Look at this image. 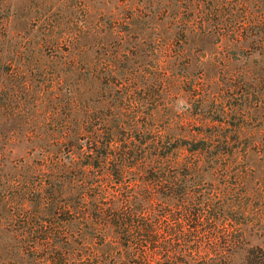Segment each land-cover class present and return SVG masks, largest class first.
<instances>
[{"label":"trees","instance_id":"obj_1","mask_svg":"<svg viewBox=\"0 0 264 264\" xmlns=\"http://www.w3.org/2000/svg\"><path fill=\"white\" fill-rule=\"evenodd\" d=\"M187 2L190 15L182 10L174 19L177 39L227 45L236 58L254 54L259 69L215 64L222 79L205 80L186 63L179 84L199 107L177 135L156 126L142 104L124 102L135 93L130 77L101 78L94 61H83L78 121L54 127L58 137L29 136L36 129L28 109L14 103L16 67L1 63L0 43V71L11 79L5 104L0 90V116L23 117L14 128L28 134L4 136L0 122V229L23 233L25 259L17 264H235L245 227L264 230V176L256 177L264 153V12L255 18L240 0ZM97 81L105 99L93 95ZM216 86L237 103L207 117L204 101ZM114 88L123 101L117 113ZM41 245L45 251H35ZM246 264H264V246L251 248Z\"/></svg>","mask_w":264,"mask_h":264},{"label":"rangeland","instance_id":"obj_2","mask_svg":"<svg viewBox=\"0 0 264 264\" xmlns=\"http://www.w3.org/2000/svg\"><path fill=\"white\" fill-rule=\"evenodd\" d=\"M240 4L244 6L239 8H247L255 18L264 12L263 0H240ZM187 6V0H0V28L6 32L0 38L6 48L1 63L12 61L16 67L14 103L29 111V125L36 129L29 136L58 137L61 132H53L54 127L78 121L83 61H94L101 78L107 72L115 81L122 76L130 77L135 93L130 92L124 102L131 107L136 102L142 104L152 113L153 123L159 128L170 125L173 135L180 132L181 121H194L199 107L189 87L179 84L186 63L190 64L189 72L194 79L205 80L222 79L213 67L215 64L233 62L230 69L241 67L250 72L259 69V57L254 54L236 58L234 51H230L233 48L227 49V45L177 39L174 19L177 23L179 13L186 12ZM187 15L190 13L186 12L184 17ZM5 73L0 71L4 104L11 80ZM95 88V98L99 94L105 99L107 93L100 81ZM208 92L203 111L207 117H216L217 107L228 109L237 103L232 91H220L216 86ZM121 95V91L113 89L109 100L115 107L113 113L121 107ZM249 115L254 117L250 124L260 123V114L255 109ZM0 122L4 136L20 140L28 135L24 128H14L24 122L23 117L11 118L3 113ZM260 127L254 129L257 140L263 139ZM256 166V177L264 176V153L257 156ZM260 183L256 179L257 186ZM20 230L18 227L13 232L16 238L0 229V264L24 261ZM244 237L243 243L234 249L235 264H246L248 251L264 246V230L257 225H247ZM44 249L42 245L36 246L35 251Z\"/></svg>","mask_w":264,"mask_h":264}]
</instances>
